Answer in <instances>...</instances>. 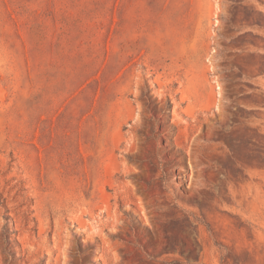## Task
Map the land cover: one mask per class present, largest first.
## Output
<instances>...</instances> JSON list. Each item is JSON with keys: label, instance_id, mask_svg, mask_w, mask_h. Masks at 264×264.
<instances>
[{"label": "rangeland", "instance_id": "374dc122", "mask_svg": "<svg viewBox=\"0 0 264 264\" xmlns=\"http://www.w3.org/2000/svg\"><path fill=\"white\" fill-rule=\"evenodd\" d=\"M0 264H264V0H0Z\"/></svg>", "mask_w": 264, "mask_h": 264}]
</instances>
